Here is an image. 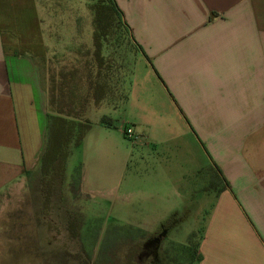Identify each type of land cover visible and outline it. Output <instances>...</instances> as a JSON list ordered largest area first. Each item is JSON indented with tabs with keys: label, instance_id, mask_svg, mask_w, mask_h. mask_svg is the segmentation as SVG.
I'll list each match as a JSON object with an SVG mask.
<instances>
[{
	"label": "crops",
	"instance_id": "crops-1",
	"mask_svg": "<svg viewBox=\"0 0 264 264\" xmlns=\"http://www.w3.org/2000/svg\"><path fill=\"white\" fill-rule=\"evenodd\" d=\"M116 1L137 49L127 99L107 103L123 116V137L128 125L142 132L140 145L164 175L162 158L171 154L211 169L202 178L209 183L181 185L204 223L178 242L169 221L151 232L162 229L165 240L186 245L202 227L200 259L192 264H264V0ZM48 31L40 0H0L2 216L47 145ZM104 117L112 122L102 120L105 129L116 128ZM216 174L224 181L212 185ZM173 175L165 177L168 187L180 195ZM150 189L152 203L160 189ZM195 194L203 198L193 206Z\"/></svg>",
	"mask_w": 264,
	"mask_h": 264
},
{
	"label": "rangeland",
	"instance_id": "rangeland-1",
	"mask_svg": "<svg viewBox=\"0 0 264 264\" xmlns=\"http://www.w3.org/2000/svg\"><path fill=\"white\" fill-rule=\"evenodd\" d=\"M40 3L50 36V58L45 66L54 73L57 66L84 60L82 56L94 46L91 0H40ZM136 53L128 40L110 46L104 53L110 61L114 60V84L118 88L122 85L113 103L122 102L121 93L128 90ZM104 116L114 119L116 128L105 129L101 124ZM122 118L119 113L113 114L107 103L100 107L92 104L82 121L88 122L91 129L81 144L72 145L65 181L48 182L42 187L39 166L27 178L22 193L10 196L3 216L0 211V264H192L200 259L202 227L186 245L165 240L162 229L151 231L169 221L166 229L171 228L172 240L178 242L204 223V211L192 208L191 199L181 185L209 183L202 178H209L211 169L207 167L201 172L196 168L200 162L174 154L162 158L166 175L170 171L177 174L171 177L177 180L181 192L178 195L173 186L168 187L166 175L157 172L160 168L150 157L153 152L140 145L138 139L143 133L134 130L133 139L123 137L118 128ZM77 176L81 183L74 192L71 180ZM210 179L212 185L222 184V177ZM154 186L160 190L154 193L152 203L146 202L151 196L146 191ZM197 194L193 206L203 198L198 199ZM75 212L83 217L80 232ZM169 214L179 218L168 219ZM113 226L132 230L118 233L116 244L114 236H108L107 244L112 245L102 251L107 232ZM138 228L156 237L147 240L136 231Z\"/></svg>",
	"mask_w": 264,
	"mask_h": 264
},
{
	"label": "trees",
	"instance_id": "trees-1",
	"mask_svg": "<svg viewBox=\"0 0 264 264\" xmlns=\"http://www.w3.org/2000/svg\"><path fill=\"white\" fill-rule=\"evenodd\" d=\"M89 8L93 14L94 46L93 50L87 49L86 56H82V58H85V62L80 60L76 63L57 66L58 71L54 73H52L51 68H48L50 114L48 140L41 157L39 170L42 176V187H46L48 182L54 184L65 181L71 147L73 144H81L91 129L88 122H82L88 108L92 104L96 107H100L105 103L117 104V102H113L122 85L118 88L114 84L112 78L114 60L110 61L109 58H106L105 51L110 46L117 43L122 44L126 40L133 45L134 49L136 48L132 29L116 0H91ZM49 63H52V61ZM81 91L84 94L80 95ZM121 96L122 102L127 99V93H121ZM103 122L112 125V122L106 117L103 118ZM32 173L28 174L27 177L29 178ZM219 177L220 175L216 174L214 179ZM222 180L224 181L223 178ZM79 182L81 183V179H78V176L73 177L71 188L74 192L79 189ZM224 188H229L228 184ZM75 215L79 219V228L77 227V229L80 232L81 224L84 222L83 217L78 212H75ZM122 230L130 231L132 227H111L104 239L102 251L105 250L106 252L108 245H112L107 244L108 236H114V244H116L119 240L117 234ZM136 231L147 240L156 237L155 235H148L145 230L140 228Z\"/></svg>",
	"mask_w": 264,
	"mask_h": 264
},
{
	"label": "built area",
	"instance_id": "built-area-1",
	"mask_svg": "<svg viewBox=\"0 0 264 264\" xmlns=\"http://www.w3.org/2000/svg\"><path fill=\"white\" fill-rule=\"evenodd\" d=\"M125 136L128 138V139H133L134 138V135H135V132H134V129L132 127H127L125 129Z\"/></svg>",
	"mask_w": 264,
	"mask_h": 264
},
{
	"label": "bare ground",
	"instance_id": "bare-ground-1",
	"mask_svg": "<svg viewBox=\"0 0 264 264\" xmlns=\"http://www.w3.org/2000/svg\"><path fill=\"white\" fill-rule=\"evenodd\" d=\"M18 189H19V187H17V188H16V190H15V192H14V193L18 192ZM18 193H19V192H18Z\"/></svg>",
	"mask_w": 264,
	"mask_h": 264
}]
</instances>
